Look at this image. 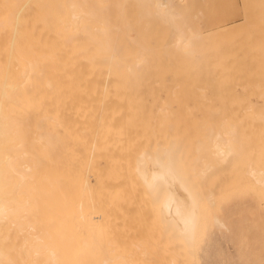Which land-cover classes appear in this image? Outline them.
I'll return each instance as SVG.
<instances>
[{"label":"bare ground","instance_id":"bare-ground-1","mask_svg":"<svg viewBox=\"0 0 264 264\" xmlns=\"http://www.w3.org/2000/svg\"><path fill=\"white\" fill-rule=\"evenodd\" d=\"M128 4L135 7L137 22H143L148 30L153 23L154 31L165 29L167 33H158V39L163 34L167 41L151 38L157 31L154 33L150 27L152 35L144 25L146 30L140 29L143 26L134 28L142 34L129 33L127 26L131 30L136 16L130 13L132 9L127 10L131 15L127 14ZM189 4L186 0H0V264H89L107 221L98 208V198L88 189L87 193L76 190V174L80 171L76 173L75 168L80 164L71 162L75 154L62 144L70 138H100L115 130L122 132L120 126L142 123L176 126L177 160H172L170 148L162 154L138 151L135 171L146 192L155 198L152 197L154 204L159 203L156 209L160 207L167 230L175 233L176 237L171 235L187 264H204L210 248L217 244L220 248L215 236L231 230L227 218L210 208L211 204L231 199L236 189L244 190L241 195L253 199V181L262 189L264 199L263 171L253 164V136H249L256 129H206L205 141L190 146L195 132L191 126L197 124L240 127L247 122L250 125L253 119L264 125V83L255 79L253 66L248 65L251 60L242 57L245 51H239L238 46L243 47L245 41L235 49L231 39L236 34L229 36L225 31L230 38L225 40L223 27L214 30L219 37L212 33L214 27L202 23L201 29L212 30L211 34L198 31L194 18L201 10L195 2L191 5L197 10ZM109 6H113L112 10ZM193 14L195 17L190 16ZM125 15L129 16L128 22L132 18V23H125ZM224 17L215 21L208 15L211 22L207 23L222 22ZM204 37L213 39L205 42ZM144 38L149 42H143ZM261 51L263 60V48ZM168 73L172 77L185 76L187 84L184 78L182 83L180 78H172L169 84L160 81ZM186 76L194 79L190 81ZM156 78L161 84H156ZM152 79L155 82L151 84ZM175 80L185 88L174 89ZM142 81L150 83L151 86L144 82L146 87L153 88L155 84L154 90L159 84L161 88L165 86V95L160 96L158 89L157 96L151 89L157 96L155 100L154 96L150 100L142 98V91L152 93L150 87H141ZM133 84L142 90H136L138 86L132 89ZM236 84L241 85L242 92ZM206 90L211 94H205ZM201 91L202 109L207 104V110L198 119L189 102L192 98L197 110L195 103ZM249 92H253V103L247 97ZM151 100L155 105L148 103ZM216 108L220 118H216ZM188 153L193 158L191 166L180 160ZM208 153L215 158L213 162ZM221 167H225L224 173L235 172L240 185H225L219 195L216 182ZM86 175L85 183L83 173L79 175L81 187H86ZM201 178L207 182L204 192L197 184ZM91 194L95 201L89 197ZM96 200L99 204L94 203ZM88 210L97 218L95 223L88 221ZM256 211L264 217L261 202L256 203ZM166 228L165 233L169 231Z\"/></svg>","mask_w":264,"mask_h":264},{"label":"rangeland","instance_id":"rangeland-1","mask_svg":"<svg viewBox=\"0 0 264 264\" xmlns=\"http://www.w3.org/2000/svg\"><path fill=\"white\" fill-rule=\"evenodd\" d=\"M186 1L190 2L189 4L190 7L192 6L191 5L192 2L193 3L195 2L196 3L195 5H197V8H200L198 10H201L202 12V13L201 12L198 13V11H196L197 14L198 15L200 14L199 17H203L206 20L208 19V15H209V18L212 17L211 19H214L215 17L214 20L217 21L216 20L217 18L218 19L223 18L224 15L226 16L228 15V13L231 12L229 16L224 17L223 21L219 23L214 22L213 20H212V23H207V22H211V20L206 21L203 18L198 19L199 17H197L198 15L196 14V18L198 20H196V18L194 19L195 21H198L197 23L200 27L198 31H200L202 25L203 26L207 25V27H210V28L214 27L213 31L211 30L212 33L214 32L215 28L216 30H218L221 27H223L221 28V31L223 30L222 32L226 36L225 40L229 38L227 35L232 36L231 35L232 33L236 34V35H233L231 39L233 40L232 47H234L235 49L237 45H240L242 42L245 41V45H242L243 47L238 46V48H240L239 51L241 52L242 50V53L245 51L244 52L245 54L242 57H246L251 60V63L249 62L248 65L253 66V75H255L254 76L255 79H257V81L259 80L260 82L264 83V62H263L264 59L262 60V57H260V56H263L262 51H261L262 48L264 50V45H263L264 42H262L264 41L263 40L264 39V17H263L264 7L263 8L261 7L263 6V4L261 3H264V0H194V1L186 0ZM256 5L259 6L260 8L257 7ZM110 7L111 6H109V8ZM126 7L127 8L129 7V9L126 8V11L127 10L130 11V9H132L130 13L131 14L135 13L133 12L134 10L136 11L134 6L128 4V6L126 5ZM111 8H113V6ZM111 8L110 10H112ZM256 8H259V9H256ZM128 11H127V14H128ZM232 12H233V15H232ZM130 13L128 15H131ZM128 15L127 16L125 15L126 21L129 20ZM194 15L195 14L190 15V16L192 17ZM135 16H136V13H135ZM137 16L136 17L132 16L133 17L132 22H135L136 24L138 23L139 26L136 25L135 23L130 22L132 18L130 19L129 22L125 21L127 25L128 23L133 24V27H131V30H130V26L128 27L127 25H125L127 26V30L129 33L133 34L134 32H137L139 34H142V31L134 30V28L136 27L140 28L144 25V23L141 21L137 22ZM254 17L255 18L257 17V18L255 19ZM259 20H261L260 23H258ZM194 23L193 25H195ZM200 23H202V25ZM140 24L142 25L140 26ZM153 24L151 25L149 24V26L153 27L151 29L153 30L154 33L155 31H157L156 35L152 34L151 33L152 31L150 32L151 30L150 27L148 30L147 25H144L145 27L147 26L146 28L147 30L145 29L144 26L140 29H145L146 32L149 31L152 35H155V36H152L151 38L155 39L157 37V39L155 40H158L161 43H163V41H161V38H162V40L165 39L164 41L166 42L167 41L166 37L165 36L163 37V34L167 33L166 30L165 29L162 30L163 34L161 35V38L159 40L158 35L160 34L158 33H162L161 31L162 28L158 27L160 28L159 29L160 32L156 30L157 28L154 31L155 27L153 26ZM156 25L157 24H155V26ZM254 25L256 26V29H253ZM217 27H220V28H217ZM260 27H261V32L259 31ZM132 28L134 31L132 30ZM224 28L226 30H224ZM231 28L232 29L234 28L232 32L229 31L231 30ZM145 30H143V32ZM202 30L206 31L205 29H201V32ZM207 31L205 32V35L206 33L210 35L211 31L210 32L209 31L207 32ZM247 32L250 35H248ZM200 34L203 35V33H200ZM224 34L221 33L220 37L223 38V36L221 35H224ZM240 34H241V37H240ZM215 35L218 36L219 33L218 34L216 33ZM248 36L250 37V39H248ZM237 38H238V41L240 42V43L238 42L239 44H236ZM205 39L207 41V40H210L211 38L204 37L203 40L205 41ZM216 39L217 38H214V41H217ZM219 39L218 41H221V40L224 41V39H220V40ZM140 40H143V39H140ZM155 40L153 41V43H155ZM246 40H248L247 42L252 43V44L246 43ZM144 41L149 42L145 38L143 42ZM201 41L202 40H200V42ZM260 43L261 44L263 43V44L261 45ZM155 44H157V41ZM240 52H238V55ZM172 75L173 74L168 73L164 75L165 76L164 79H162L161 77L159 79L160 81L165 80L167 84H169L171 83L172 78L176 80L177 78L178 79L180 78L179 79V81L181 80L180 83H182L183 78H184V83H185L184 85L187 84L186 82H188V80L187 81L185 80V76L183 77L182 75H179V76L177 75L176 77V75L174 74L175 77H172ZM150 77L152 78L153 76H150ZM190 77L191 76L189 77L186 76V79ZM149 78H148V81H149ZM141 79L144 80V77ZM157 79L158 78L155 79L156 84L158 83L161 84V82L160 81L158 82ZM191 79L193 80L194 78L193 77L190 78V81ZM153 80L154 79L150 80L151 84L152 82L153 83L155 82ZM176 80H175L176 84L173 83L175 84V86H172V84L170 86H172L173 88L178 87L177 89H179V87L181 86L179 85V83L177 84ZM199 80H202L203 82ZM199 80H198L199 84L201 83L204 84L203 78ZM145 81H146V78H145ZM145 81H142L143 83L142 85L146 83ZM150 83H146V84L150 85ZM160 84L157 86H159L158 89L161 90L159 91L160 96L163 97L165 94L162 88L164 89L165 86H162L161 88ZM138 85L140 86L141 84L139 83ZM145 85L141 87L142 88L146 87L147 85L146 86ZM136 86H134L133 84L132 89L133 87L135 89ZM139 86L138 88L136 87V90H140V89L142 90V88H140ZM170 86L168 87L166 85L168 89L172 88ZM149 87H146V89L149 90ZM152 87L153 88L156 87L155 84L152 85ZM190 87L193 89L194 85H190ZM153 88L150 87V90L151 89L154 90ZM236 88L239 92H242L240 84H236ZM158 89H155L153 91V92H156L157 96H159V94L157 93L158 91H156ZM143 90H145V88ZM142 93L146 95V96L143 95L144 97L142 96V98L148 97L146 99H149V100L154 95L156 96V94L153 93L152 95V93L150 94V92L148 91H146V93L142 91ZM191 93H193L192 95L196 94L195 92H191ZM216 93L218 96V91ZM247 93L246 94L243 93V94L247 95ZM250 93L253 94V92H249V95L247 97L250 100H252V98H254V95ZM205 94L209 95L211 94V92L206 90ZM199 95H200L199 102L195 103L197 104V110L194 105V102L192 101V98L190 100L192 103L189 102L190 106L192 105L194 107V110L198 114V116L197 115L195 116L198 119L200 118V116L202 118L203 113L206 114V110H207L206 108L207 104L203 105L205 108L203 109L205 111L202 109V104L204 102L203 101L204 92L202 95L201 94ZM155 96L152 98V100L155 98ZM152 100L151 102L148 101L150 105L152 103ZM153 103H152V106L155 105V103L154 104ZM252 103H253V100H252ZM173 105L176 106V103H173ZM215 105L219 106V103L217 102L215 103ZM200 106L203 111L200 109ZM192 108H190L191 111H192ZM217 110L219 111V108H216V111ZM174 111L179 112L182 110H174ZM195 111H192V112L195 113ZM218 111L216 112L217 113L216 118L221 117V114L219 115ZM186 113H182V114L185 115ZM252 120L250 121V125H247L249 124V122H247L249 120H247L246 125L240 126V127L239 126H224V125H219L218 123L217 124L211 123L207 125L197 124V125L191 126V128L195 130V132H193V135L191 134L192 140L190 142V146L195 145L197 142L205 141V138L207 137V135L205 134L206 129H214L215 131H219L218 129L225 128V127L245 128L248 130L256 129L252 131L253 133L249 134V136H253V164L255 166L257 165L258 167L262 169L263 176H264V125L261 124L262 121L260 123V121L258 122L256 120L255 122L258 124H256L254 121H253L254 122L253 124ZM259 123L261 125H259ZM120 127H123L122 132L115 130L114 132L106 134L105 136L100 137V138L90 136V139H89V136H86V137H79L75 139L70 138L67 140H63L62 142V144L65 146V148L68 151H70L71 154H75L71 162H74L77 166H78V163L80 164L77 168H75V172L77 173L78 171H80L81 173V170H82V173H83V179L80 178L82 173L80 174L78 172L77 173L78 176L75 173L76 177H78L79 179V182L78 181L75 182L77 192L81 193L84 190L87 193V191L89 190L94 196H96L100 204L98 200H96L97 202H94V203H98L100 205V207L98 206V208H100V211L102 210V212H104L105 214L104 218L107 221V225L104 230L105 233L103 234L102 239L99 242V244H97V246L98 245L99 246L95 247V251L92 253V256L89 257V264H120L121 260H122L121 264H177L179 258H180V263L178 264H187V262H185L186 257L183 258L184 254L179 255V252H178L179 247H177L178 243L175 242L176 238H174L176 237L175 233L170 231V228H168L169 231L167 230L166 225L168 226V224H165L166 222H162L164 218L162 220L163 215H162L160 207H159L160 210L158 208L156 209V207L160 206L159 203L156 202L158 206L154 204L156 200L153 202L152 200L153 196L150 193L146 192L147 190L144 189L141 183V180L135 171V155L138 153V151H151V152H158L162 154L163 150L170 148L172 160L173 161L177 160V154L174 149V145H175L174 128H176V126H169V125L159 126L157 124L142 123V124H135V125H128V126H120ZM93 128H95V126ZM93 128L90 126V129H93ZM161 128H164L165 130L160 131ZM91 139H95V140H91ZM85 156H87V158ZM89 157L91 158L90 159L91 161L89 160L90 164L88 162ZM208 157L211 162L215 160V158L209 155V153H208ZM85 160L86 162H84ZM180 160H182L188 166H191L193 158L191 154L188 153L185 156H180ZM85 163L88 164L90 169L87 167ZM219 167L220 165H218V168ZM88 169H89L90 174L88 171H87L88 173L86 172L85 173L89 174L90 176L84 173V171ZM224 171H225V167H221L219 171L220 174L216 182L217 191L219 195L222 194L223 192L221 187H224L225 185L226 186L240 185L239 179L237 180V175L235 172L229 170L230 172L224 173ZM85 175L86 177L88 176L87 177L88 184L86 182L85 184L86 187H81L82 181L84 180V183H85V180H87L84 177ZM80 179H82V181ZM197 184L200 186V188L204 192L205 190L204 188L207 185L206 180L204 178L198 179ZM250 185L253 186V199H251L249 195H241L242 193H244V190L236 189L238 191L233 190L234 196L231 197V199L224 201V202L218 200L215 203L211 204V207L208 205L210 208H213L215 211H217L218 214L221 213L220 215H224L227 218L226 222L228 221L227 225L229 228L231 227L230 228L231 230L226 231L225 234L222 236L218 234L215 236V238L219 242L220 248L218 247V244L214 245L215 247L213 246L212 249L210 248L209 255L207 257L208 259L206 258V261L204 264H264V217L256 211V203L261 202L262 206L264 207V199L261 198V196H263L262 189H260L257 186V184H255L254 181H253V184L250 183ZM92 194L89 197H93ZM148 194L151 195V198ZM83 195L87 197L89 193L88 194L83 193ZM153 199L155 198L153 197ZM94 201H95V198H94ZM94 205H92L93 208H94ZM96 206L97 205H95V207ZM96 208H94V210ZM90 209H92V207ZM92 210H88V212L90 211L88 221L91 223H95L97 221V218H95L92 215V212L94 211ZM158 211L161 213H158ZM162 223L165 226H163ZM164 228H166V230L169 232L168 235H167L168 232L165 233ZM87 233L88 235H91V231ZM171 234H173L174 237ZM120 253L122 255H120ZM176 253L179 255V257L176 255ZM119 256L122 257L121 260Z\"/></svg>","mask_w":264,"mask_h":264}]
</instances>
